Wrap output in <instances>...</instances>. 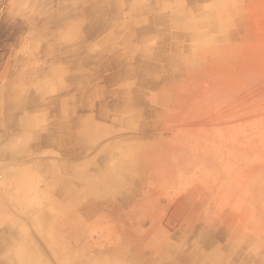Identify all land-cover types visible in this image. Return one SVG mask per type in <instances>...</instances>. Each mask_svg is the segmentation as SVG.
Instances as JSON below:
<instances>
[{
  "label": "rangeland",
  "instance_id": "rangeland-1",
  "mask_svg": "<svg viewBox=\"0 0 264 264\" xmlns=\"http://www.w3.org/2000/svg\"><path fill=\"white\" fill-rule=\"evenodd\" d=\"M179 1L187 15L209 16L207 23L185 24L179 36L184 51L196 49L194 33L201 37L195 65L166 73L168 91L176 83L180 98L164 106L138 104L129 122L122 111L120 125L105 126L97 146L73 155L65 183L71 191L60 192L58 182L45 193V182L46 191L37 192L33 183L6 197L18 210L10 205L5 217L21 236L17 246L40 264H264V0ZM71 2L0 0V85L18 80L30 62H48L26 38L38 29L32 20H47L54 9L60 17L73 13ZM161 3L104 0L101 15L115 26L129 14L172 8ZM136 37L120 38L112 48L122 65H135L127 58ZM154 134L156 141L145 137ZM128 146L132 157L124 160ZM6 162L0 157V183L9 175ZM39 170L50 171L42 162Z\"/></svg>",
  "mask_w": 264,
  "mask_h": 264
},
{
  "label": "crops",
  "instance_id": "crops-1",
  "mask_svg": "<svg viewBox=\"0 0 264 264\" xmlns=\"http://www.w3.org/2000/svg\"><path fill=\"white\" fill-rule=\"evenodd\" d=\"M161 1V6L172 8L153 15L129 14L125 17L127 20L115 26L106 24L101 15L104 0H72L68 11L71 8L73 13L60 17L59 10L54 9L47 20H32L38 29L30 30L26 38L33 40L35 50L46 55L48 62H30L18 80L0 85L3 126L0 133L7 137V142L0 147V157L10 164L8 178L0 183L3 188L0 190V264H10L6 261L16 259L17 251L24 250L16 244L21 237L15 233L18 229L5 221L6 215L11 214L10 205L15 207L6 197L15 196L24 180L19 176L13 179L14 171L28 168L36 172L40 179H33L34 188L40 189L37 192H45L47 182L50 190L45 193H50L59 182L64 184L59 191L67 193L62 190L64 187L70 190L65 183L66 174L72 173L75 165L73 155L83 149L81 154L88 151L89 144L97 146L105 137V126L111 130L120 125L122 111L129 112V122L135 117L131 113H135L138 104L164 106L180 98L176 83L172 84L173 91H168L166 73L195 65L201 52V37L200 33H194L192 38L198 41L196 49L184 51L178 46L179 36L185 24L192 28L194 23L209 22V16L193 18L185 13L179 0ZM79 6H83L81 11L74 9ZM57 26L63 30L57 31ZM133 37L137 39L135 52L127 61L135 65H122L121 53L112 48L121 44L120 38ZM42 40L49 42H38ZM94 47L98 52L93 56ZM103 51L108 52V58H104ZM88 125L94 130L86 132ZM145 137L151 141L160 138L155 134ZM15 141L19 143L12 146ZM130 161L128 166H132L134 159ZM38 162L46 163L50 171H36ZM41 182L43 188H40ZM33 192L29 191L32 197ZM17 211L15 207V214Z\"/></svg>",
  "mask_w": 264,
  "mask_h": 264
},
{
  "label": "bare ground",
  "instance_id": "bare-ground-1",
  "mask_svg": "<svg viewBox=\"0 0 264 264\" xmlns=\"http://www.w3.org/2000/svg\"><path fill=\"white\" fill-rule=\"evenodd\" d=\"M134 2V1H133ZM92 91V90H91ZM90 91V92H91ZM79 129V128H78ZM94 130L93 127H90L89 125L85 128V131L86 132H89V131H92ZM84 131V132H85ZM90 138V137H89ZM123 157H125L124 160H129L132 155H131V152L130 151H127V150H123ZM36 173L35 172H30V169L28 168H24V169H21L17 174L16 176L18 177H21L23 178L24 180H22L23 182L20 183V185H18V188L21 189V188H24L25 184H29V188H31V184H33V179H36ZM15 177V176H14ZM105 182V181H104ZM107 183H111L110 181H107ZM46 191V190H45ZM20 193L22 192L19 191ZM18 192V193H19ZM47 192V191H46ZM22 196V195H21ZM26 197V196H25ZM29 199H32V198H26L25 202L23 203V205L21 206L20 210H22L23 212H26L28 209V206H29ZM12 200L16 201V198L13 197ZM18 202V201H17ZM15 203V202H14ZM18 204V203H16ZM15 222V221H14ZM3 233V232H2ZM60 245V244H59ZM64 250V248H63ZM61 251V250H60ZM18 253V252H17ZM19 257H17L16 259H9L7 260L6 262L7 263H10V264H40L38 259L35 258V255L32 253L31 250H29L28 248L24 249L23 251H20L18 253ZM12 258V257H11Z\"/></svg>",
  "mask_w": 264,
  "mask_h": 264
}]
</instances>
